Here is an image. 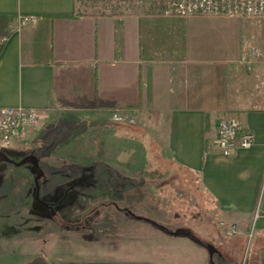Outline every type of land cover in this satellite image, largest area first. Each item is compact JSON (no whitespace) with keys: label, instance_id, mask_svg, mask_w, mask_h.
<instances>
[{"label":"crops","instance_id":"crops-1","mask_svg":"<svg viewBox=\"0 0 264 264\" xmlns=\"http://www.w3.org/2000/svg\"><path fill=\"white\" fill-rule=\"evenodd\" d=\"M19 16L38 20L18 26ZM243 17L264 25V17ZM243 17L164 16L153 9L87 14L78 0H0V109L46 112L41 129L0 149V164L29 166L40 176L41 168L81 164L71 158L82 142L110 166L126 149L136 165L137 151L156 148L198 176L221 221L238 233L225 237L222 222L179 229L193 236L149 220L127 222V240L137 239L139 226L149 245L121 260L234 264L225 253H242L253 237V262L264 264V52L215 30ZM227 116L252 131L255 143L224 157L213 141ZM212 229L214 235L206 232ZM77 251L86 255L83 247Z\"/></svg>","mask_w":264,"mask_h":264},{"label":"rangeland","instance_id":"rangeland-1","mask_svg":"<svg viewBox=\"0 0 264 264\" xmlns=\"http://www.w3.org/2000/svg\"><path fill=\"white\" fill-rule=\"evenodd\" d=\"M78 5L87 14L143 9L161 14L159 7L138 0H78ZM261 21L243 17L235 25L215 30L227 40L245 42L264 52ZM79 147V155L71 160L81 164L59 166L57 171L55 167L41 168L40 176L29 166L0 164V264H27L37 258L47 264H125L123 254L144 253L149 243L139 226L137 239L128 241L123 223L149 220L170 234L190 231L193 236V230L179 229L222 222L215 203L202 192L198 176L164 159L160 150L137 151L135 165L126 149L119 164L110 166L95 150H88V144L82 142ZM125 208L133 214L124 212ZM222 223L225 237L236 235L228 234L232 224ZM206 232L214 235L215 231ZM199 238L208 246L202 239L205 235ZM248 240L242 253L227 251L225 257L236 260L234 264H256L254 239ZM78 247L85 249V256ZM73 251L77 256L70 260ZM260 253L264 260V248Z\"/></svg>","mask_w":264,"mask_h":264},{"label":"built area","instance_id":"built-area-1","mask_svg":"<svg viewBox=\"0 0 264 264\" xmlns=\"http://www.w3.org/2000/svg\"><path fill=\"white\" fill-rule=\"evenodd\" d=\"M141 4L159 7L164 16L190 17L195 15L235 17H264V0H138ZM37 18L19 16V26L34 24ZM46 112L35 107H7L0 109V149L10 150L21 145L32 133L41 129ZM255 143V135L244 127L235 116L220 120L215 149L224 157L238 149H249ZM238 233L236 225L228 227V234Z\"/></svg>","mask_w":264,"mask_h":264},{"label":"water","instance_id":"water-1","mask_svg":"<svg viewBox=\"0 0 264 264\" xmlns=\"http://www.w3.org/2000/svg\"><path fill=\"white\" fill-rule=\"evenodd\" d=\"M182 233H185V232H174V234H182ZM27 264H47V263L45 261H43L42 259L37 258V259H34L31 262L27 263Z\"/></svg>","mask_w":264,"mask_h":264},{"label":"trees","instance_id":"trees-1","mask_svg":"<svg viewBox=\"0 0 264 264\" xmlns=\"http://www.w3.org/2000/svg\"><path fill=\"white\" fill-rule=\"evenodd\" d=\"M79 15V14H77ZM77 15H73L72 17L75 18ZM62 18H69L70 16H61ZM0 22H1V19H0ZM119 176H122L121 174H119Z\"/></svg>","mask_w":264,"mask_h":264}]
</instances>
